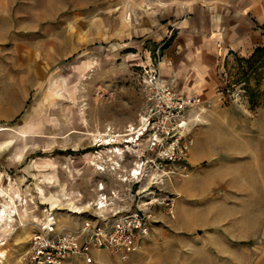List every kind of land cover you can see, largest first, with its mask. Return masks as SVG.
Wrapping results in <instances>:
<instances>
[{"label":"rangeland","instance_id":"1","mask_svg":"<svg viewBox=\"0 0 264 264\" xmlns=\"http://www.w3.org/2000/svg\"><path fill=\"white\" fill-rule=\"evenodd\" d=\"M140 5L0 0V127H9L0 130V172H8L3 190L40 198L75 226L88 214L68 209L71 193L88 182H104L109 196L120 192L131 206V189L144 201L174 198V217L164 205L153 206L150 237L128 261L102 250L91 264H264V59L246 77L252 90L240 82L244 64L231 55L210 62L214 97L181 92L205 99L186 110L189 168L153 170L158 187L149 188L148 178L136 185L122 180L141 155L135 149L128 155L123 140L146 114V71L159 72L165 45L177 41L156 0ZM27 122L23 136L16 129ZM115 133L123 135L115 139ZM118 145L122 154L110 155L99 170L104 154ZM28 210L14 215L21 238L32 230ZM23 241L4 252L1 264H28L30 243Z\"/></svg>","mask_w":264,"mask_h":264},{"label":"built area","instance_id":"2","mask_svg":"<svg viewBox=\"0 0 264 264\" xmlns=\"http://www.w3.org/2000/svg\"><path fill=\"white\" fill-rule=\"evenodd\" d=\"M146 73V114L138 127L128 128L127 137L123 140L128 147V155L135 154L134 149L141 155L138 161L134 160L128 177L122 180L130 178L129 183L136 185L141 184L143 178H148L151 181L149 188H152L154 185L158 187L160 182L152 175L153 170L163 171L170 164H178L183 169L190 167L192 140L186 133V110L204 104L205 100L200 96L180 93L173 85L163 82L157 69L147 70ZM122 135L115 133L114 137L120 139ZM112 154H122L119 145L104 154L102 164L98 165L99 170L106 169L105 162L113 160ZM98 189L99 200L79 226L63 225L55 208H43L46 216L32 221L30 250L25 257L28 264H64L71 259H81L91 264L102 250L120 261H128L151 234L154 222L152 208L155 204L164 205L167 213L175 216L172 197L144 201L138 199L139 191L134 193L131 189L133 205L128 207L116 205L115 200L121 198L120 192L112 191L109 196L104 183H100Z\"/></svg>","mask_w":264,"mask_h":264},{"label":"crops","instance_id":"3","mask_svg":"<svg viewBox=\"0 0 264 264\" xmlns=\"http://www.w3.org/2000/svg\"><path fill=\"white\" fill-rule=\"evenodd\" d=\"M137 1L140 2V6L148 2V0ZM156 3L161 4L160 8L156 5V10L167 13L163 26H166L168 32L174 30L175 35L177 32L176 45L172 47L168 43L163 61L159 63L160 76L163 82L173 85L180 93L207 94L208 97H214L216 93L208 70L211 60L215 61L223 57L227 61L231 55L248 58L256 48L264 46V0H156ZM161 34L164 33L161 32ZM184 60L189 61L186 63ZM4 173L8 172L4 171ZM4 173L0 172L2 184L0 213L3 209H6L8 213L11 210L13 220L9 227L0 225L3 228L0 231V253H2L0 259L4 256V252L19 249L20 239L22 242L28 240L30 243L32 225L30 237L25 235L21 238L20 233L17 232L18 225L15 222L19 220L14 215L20 213L18 212L20 207L22 212L29 208L27 216L31 221H37L46 216L44 207L57 210L56 207L42 204L40 198L35 200L28 196L11 197L3 190L7 183ZM30 182L28 186L33 183ZM86 184V187L72 191L71 197L74 201L68 207L71 211L88 213L94 209V204L99 200L100 190L96 183L94 186L91 182ZM118 185L122 186V183L118 182ZM116 205L130 207V201L126 198L119 199L116 200ZM13 209L16 211L13 212ZM66 220L69 222L65 223L62 217L61 223L66 226H75L71 219ZM13 226L17 227L12 228ZM147 239L141 243L140 248L133 255L143 248Z\"/></svg>","mask_w":264,"mask_h":264},{"label":"trees","instance_id":"4","mask_svg":"<svg viewBox=\"0 0 264 264\" xmlns=\"http://www.w3.org/2000/svg\"><path fill=\"white\" fill-rule=\"evenodd\" d=\"M167 46L168 44L165 45V47ZM237 58L239 64H244V65H240V69H241V71H239V75L241 77L240 82L245 81L244 83H246L247 89L252 90L251 89L252 87L246 82L250 78H247L246 80V77L249 76L248 73L249 71L253 72L255 68L258 69L259 68L258 65L262 63V60L264 59V46L256 48L253 54L248 58L245 57H237Z\"/></svg>","mask_w":264,"mask_h":264},{"label":"bare ground","instance_id":"5","mask_svg":"<svg viewBox=\"0 0 264 264\" xmlns=\"http://www.w3.org/2000/svg\"><path fill=\"white\" fill-rule=\"evenodd\" d=\"M30 126V123L28 124V122L26 123V125L24 127H20L17 128L16 131L19 132V134H22L23 136H25L27 134L28 131V127ZM9 129V127L6 126H1L0 130H6ZM84 134H93L91 132L85 131L82 132ZM48 165L50 166H54L57 167L53 162L52 163H48ZM53 177L57 178L58 180L60 179V177L58 175H56L55 173L53 174ZM60 182V180H59ZM63 198L65 199V193H63ZM16 209H13V212H15ZM12 211L10 210V212L8 213L6 209L2 210V213H0V225L3 227H9L10 222L13 220L12 219ZM0 264H1V259H0Z\"/></svg>","mask_w":264,"mask_h":264}]
</instances>
